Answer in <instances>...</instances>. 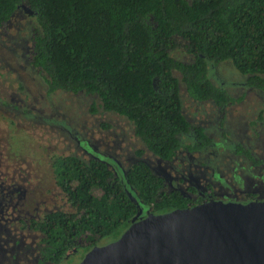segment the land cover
Instances as JSON below:
<instances>
[{
	"label": "trees",
	"instance_id": "obj_1",
	"mask_svg": "<svg viewBox=\"0 0 264 264\" xmlns=\"http://www.w3.org/2000/svg\"><path fill=\"white\" fill-rule=\"evenodd\" d=\"M21 7L34 16L30 57L48 88L95 96L162 161L180 148L179 135L191 133L194 149L210 143L182 116L173 71L191 99L221 108L230 99L207 80L206 62L228 60L246 85L264 91V0H0V24ZM178 42L187 63L169 57ZM51 169L71 212L52 211L38 225L49 260L78 240L87 250L116 240L139 206L163 214L188 203L163 191L143 162L114 175L103 161L59 156Z\"/></svg>",
	"mask_w": 264,
	"mask_h": 264
},
{
	"label": "rangeland",
	"instance_id": "obj_2",
	"mask_svg": "<svg viewBox=\"0 0 264 264\" xmlns=\"http://www.w3.org/2000/svg\"><path fill=\"white\" fill-rule=\"evenodd\" d=\"M185 1L190 2L191 0ZM5 24L4 28L0 27V100L2 98L12 99L22 108L29 105L28 110L31 113L27 111L22 115L23 118L17 119L16 122L13 118L16 112H6L0 107L1 173L19 170L27 176V181L33 190L35 189L38 192L40 198L43 191H45L42 201L46 209H60L71 212L59 191L53 186L54 179L49 168V160L51 157L57 158L59 156H75L84 160L81 157V151L77 150L72 139L75 135L76 139L82 138L79 137L80 134L77 132L79 129L84 131L85 134H90L86 112H84L82 103L76 98L81 93L60 92L54 94L51 100L54 102L52 107L48 96H44L36 75L27 63V51L31 45L32 32L36 28L34 16L27 15L21 9H17ZM169 57L182 63L190 61L189 55L180 42H178L176 49L169 52ZM172 74L178 81L177 92L180 111L187 123L192 127L211 126L212 129L223 135V137L212 136L211 147L217 150V153H222L225 149L231 150L236 143L232 137L229 138L227 135L238 137V134L242 131L246 132V123L255 117L260 110H264V93L256 89L246 88L247 91L240 102H232L221 111L223 113L222 119L220 111L211 101L199 102L191 99L180 82L179 74L176 71H173ZM206 78L210 79L215 85L223 84L230 97L237 94L236 85L246 81V77L238 74L228 60L220 63L206 62ZM17 87L22 90L14 92L16 93L14 98L12 92ZM55 106H60L66 112ZM20 111L19 108L18 112ZM54 118L59 120L66 130L70 131V135L59 126L49 125L50 120L53 121ZM116 118H118V122H123L126 126H122L124 131L119 127L115 134L113 133L110 144L107 142L101 143L108 151L121 153L125 156L127 146L128 149L131 147L132 150H142L143 154L135 160L131 158V162L127 163L126 166L129 167L133 163L143 162L153 174L157 172V168H160L165 175H172L170 172L172 170L176 171L172 167V161H162L156 158L144 148L138 139H132L133 133L129 123L127 124L123 118L114 115V120ZM185 137L188 138L187 144L193 142V136L189 134L179 135L177 140L180 147L184 145ZM102 138L106 140L105 137ZM92 141L94 143L97 140L92 139ZM95 158L101 160L100 157ZM121 159L124 161L122 165L125 166L127 159L123 157ZM219 160L221 161L222 157H217L216 163ZM184 165L189 166L186 167L185 172L196 180L210 178L211 171L214 174L216 173L214 166L210 170L207 165H201L198 157L197 161L187 162ZM235 165L236 161L231 160L228 166ZM224 166L223 163H219V167L223 168ZM212 178L217 179L215 176ZM126 186L124 185V188ZM34 203L39 205L41 202L35 200ZM27 207L29 208V206ZM138 213H141L140 216L144 217L145 210L143 207L139 206ZM107 242V239L102 240L97 247L103 246ZM87 251L86 248H80L77 249L76 255L72 253V257L75 256L76 258L75 262L81 260Z\"/></svg>",
	"mask_w": 264,
	"mask_h": 264
},
{
	"label": "flooded vegetation",
	"instance_id": "obj_3",
	"mask_svg": "<svg viewBox=\"0 0 264 264\" xmlns=\"http://www.w3.org/2000/svg\"><path fill=\"white\" fill-rule=\"evenodd\" d=\"M21 10L27 15H31L24 7H21ZM4 23H1L0 27L4 28L7 24L4 25ZM32 37L30 40L31 45L27 51V63L36 75L44 96H48L49 103L53 107L54 102L51 101L53 99L52 96L66 91L57 89L50 90L44 81L43 74L38 68L33 67L30 57L32 53ZM207 80L212 86L226 93L230 99L228 105L232 102H240L242 98H244V94L247 91L246 88L256 89L264 93L261 89L246 85L245 81L242 84L236 85L237 94L235 96L231 95V98L223 84L215 85L210 79ZM21 90L20 87L15 88V91L12 92L14 98L16 95L14 92H19ZM76 98L83 105L90 130V134H85L84 131L79 129L77 132L80 134L79 137L82 138L76 139V135L72 137L77 150L82 153L81 157L84 160H98L95 157H100V161H103L114 175L123 174L128 167L126 166L128 165L127 163L131 162V158L134 160L139 158L143 154L142 150H132L131 147L128 149L127 146L124 156L121 155V153L108 151L101 143L111 142L113 133L115 134V131H117L119 127L123 130L124 127L122 126H126V124L118 122V118L114 120L115 114L103 110L99 106L95 96L81 93V95H78ZM18 105V103L9 98H2V100H0V107L3 110L6 112H16L13 117L16 122L18 121L17 119L23 118L22 115H24V113H27V111L30 112L28 110L29 105L23 108ZM215 107L220 111V117L223 119V113L221 111H223L226 106L222 108ZM19 108L21 109L20 112H18ZM57 108L62 109L60 106ZM62 118L64 117L62 116ZM49 125L59 126L66 133H70V131L66 130L61 122L55 118L53 121L50 120ZM196 127L200 128L205 137L210 140L209 145L201 149H194V143L198 144L196 140L193 138V142L187 144L188 138L185 137L184 145L181 146L175 152L173 158L169 160V162L172 161V167L176 169V171L172 170L170 172L172 175H165L161 172L162 170L160 168H157V172L154 173L157 177L161 178L162 190L165 192L177 191L185 200H188L186 204L188 208L210 201L242 205L250 202L264 203V110H260L255 117L246 123V132L242 131V133L238 134V137L227 135L229 138L232 137L236 144L233 145L231 150L225 149L222 153H217V150L211 147V139L213 135L218 137H223V135L217 130L212 129L211 126L204 125L203 127ZM71 133L73 134V131ZM189 135H191V133H189ZM125 136L127 137L128 135L126 134ZM132 136V139H135L134 135ZM102 137H105L106 140ZM92 139L97 140L94 142L96 145L93 143ZM139 151H141V153L138 155L137 152ZM121 157L127 159L125 161L126 167L122 165L124 161H122ZM197 157L200 164L207 165L210 170L212 166H214V171H216V173L214 174L213 171H211L212 175L209 176L210 178L202 180H196L186 173V167L189 166H185L184 164L197 161ZM217 157H222V160L216 163ZM54 159V157H51L49 160L50 169ZM231 160L236 161L235 166H228ZM219 163H223L225 166L221 168L219 167ZM1 169L0 167V264H78L81 260L75 262L76 258L75 256L74 258L72 257V253L76 255L77 249L86 248L87 243L84 241L83 243L81 240H78L76 247L68 249L59 259L53 258V260H49L43 257L48 246L44 243V236L39 231L38 225L43 221L46 214L60 209H46L42 201L45 191H43L40 198L38 192L35 189L33 190L32 186H30L27 181V176L22 172L14 170L1 173ZM213 176L217 179L214 180V178H212ZM53 183L54 188L59 191L64 199L55 181H53ZM35 200L41 203L38 205L34 203ZM27 206H29V208ZM147 211L149 212V209H146V212ZM140 218L142 217L139 214V217L135 221Z\"/></svg>",
	"mask_w": 264,
	"mask_h": 264
},
{
	"label": "water",
	"instance_id": "obj_4",
	"mask_svg": "<svg viewBox=\"0 0 264 264\" xmlns=\"http://www.w3.org/2000/svg\"><path fill=\"white\" fill-rule=\"evenodd\" d=\"M78 264H264V203L147 211Z\"/></svg>",
	"mask_w": 264,
	"mask_h": 264
}]
</instances>
